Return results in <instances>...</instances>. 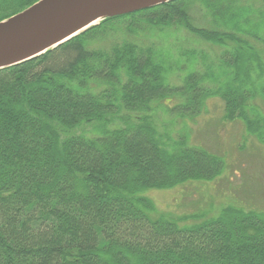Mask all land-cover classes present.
I'll list each match as a JSON object with an SVG mask.
<instances>
[{
    "label": "trees",
    "instance_id": "obj_1",
    "mask_svg": "<svg viewBox=\"0 0 264 264\" xmlns=\"http://www.w3.org/2000/svg\"><path fill=\"white\" fill-rule=\"evenodd\" d=\"M210 98L264 145V0H174L0 70V264H264L263 214L158 217L145 195L225 172L185 127Z\"/></svg>",
    "mask_w": 264,
    "mask_h": 264
},
{
    "label": "rangeland",
    "instance_id": "obj_2",
    "mask_svg": "<svg viewBox=\"0 0 264 264\" xmlns=\"http://www.w3.org/2000/svg\"><path fill=\"white\" fill-rule=\"evenodd\" d=\"M133 38L134 41L143 39L137 35L130 39ZM184 45L203 49L209 55L219 52L217 48L202 43ZM252 103L264 114V106L258 100ZM223 115V102L210 98L206 101L204 112L185 127L189 144L202 146L220 155L227 165L225 172L212 182H189L171 190L145 193L154 202L158 217H215L226 206L241 207L264 215V145L249 136L240 121L229 122L223 119ZM168 120L162 113L154 116L159 132L168 131L176 138L182 125H166ZM192 223L194 221L184 224Z\"/></svg>",
    "mask_w": 264,
    "mask_h": 264
},
{
    "label": "water",
    "instance_id": "obj_3",
    "mask_svg": "<svg viewBox=\"0 0 264 264\" xmlns=\"http://www.w3.org/2000/svg\"><path fill=\"white\" fill-rule=\"evenodd\" d=\"M174 0H39L0 22V70L45 54L104 19Z\"/></svg>",
    "mask_w": 264,
    "mask_h": 264
}]
</instances>
